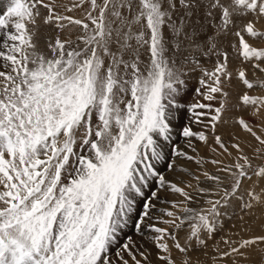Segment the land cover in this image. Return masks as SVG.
<instances>
[{"label":"snow or ice","instance_id":"obj_1","mask_svg":"<svg viewBox=\"0 0 264 264\" xmlns=\"http://www.w3.org/2000/svg\"><path fill=\"white\" fill-rule=\"evenodd\" d=\"M237 209L213 264H264V0H11L0 264H205Z\"/></svg>","mask_w":264,"mask_h":264},{"label":"rangeland","instance_id":"obj_2","mask_svg":"<svg viewBox=\"0 0 264 264\" xmlns=\"http://www.w3.org/2000/svg\"><path fill=\"white\" fill-rule=\"evenodd\" d=\"M4 1L11 3V0H9V1L8 0L7 1L6 0H0V7L1 8L4 7L3 11H5L7 9V6L3 5ZM1 8H0V14H3V11L1 10ZM47 30H48V32H47ZM45 31H46V33L48 35L51 34L50 30L47 27L42 25L41 28H40L39 35L42 33V37H47L48 35L46 36V33H45V36L43 35L44 34L43 32H45ZM41 41L39 43L42 46ZM233 63H236V61H233ZM196 86H197V80L196 79L188 80V87L190 89H189V95L187 96V99L189 101L192 99V96L194 95V88ZM246 118L249 119V120H252L254 123L256 122L250 116L246 115ZM241 131L242 130L238 126L233 125L231 120L229 121L228 124H224V125H222L219 128L220 134H222L224 136L226 141L230 140L232 135H237V133L241 132ZM257 131H259V130L257 129ZM237 137H239V140L242 142V146L245 148V151L248 152L249 154H251V149L247 147V144L248 143H252L254 145L255 141L252 140V138L247 133H246V138L245 139H244V136L242 138H240V136L237 135ZM197 147L199 148L201 154L206 155L208 157H211V153L208 152V150L203 145L198 143ZM233 154L235 155V153H233ZM219 158L224 160L225 163H230L231 162L230 158H228L226 156H222V157H219ZM188 166L192 167V168L195 167L194 164H190ZM205 167L209 171H215L214 166H212L211 164H207V165H205ZM240 215H243V213L239 212V210L237 209V215L236 216H233L231 219L225 218L223 220V222H222L223 223V231L217 232L216 236L214 237V239L209 241L208 255L207 256H201V260L204 261L205 264H213L212 257L218 255L216 252H214L212 250V248L215 245L216 241H218L222 235H225L226 233H228L230 229L233 232L239 230L240 223H241L240 220H239V216ZM260 215H261L260 212L257 210L254 217L249 218L248 216H245V219L249 220V222L252 224V226H253V228H254V230H255V232L257 234H259L260 232L264 231V228L261 227V224L264 223V217H261L260 220H256V216H260ZM233 225H235V227H233ZM242 234L243 235H247L248 233H242ZM233 238H235V237H233ZM220 246H221L222 249L224 248L223 244H221ZM218 264H231V261L230 260L218 261Z\"/></svg>","mask_w":264,"mask_h":264},{"label":"bare ground","instance_id":"obj_3","mask_svg":"<svg viewBox=\"0 0 264 264\" xmlns=\"http://www.w3.org/2000/svg\"><path fill=\"white\" fill-rule=\"evenodd\" d=\"M8 3H9V2H8ZM9 4H10V3H9ZM0 8H1V7H0ZM3 9H4V7L1 8L2 11H3ZM41 11L43 12L44 10L42 9ZM77 14H78V13H77ZM47 32H48V30H47ZM43 33H44L43 35L45 36L46 31L43 32ZM47 35H48V34L46 33V36H47ZM45 39H46V37H42V33H41V34L39 35V37H38V41H39V42L42 40V41H41L42 47H43V45H44V43H45ZM189 89H190V88H189ZM234 133H235V132H234ZM237 135L240 136V138H242L243 136H244V139L246 138V133H245V132H242V131H241V132H238ZM237 135H236V136H237Z\"/></svg>","mask_w":264,"mask_h":264}]
</instances>
